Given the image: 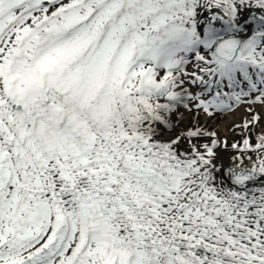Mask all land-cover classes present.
<instances>
[{"label":"snow or ice","instance_id":"1","mask_svg":"<svg viewBox=\"0 0 264 264\" xmlns=\"http://www.w3.org/2000/svg\"><path fill=\"white\" fill-rule=\"evenodd\" d=\"M262 120L264 0H0V264H264Z\"/></svg>","mask_w":264,"mask_h":264},{"label":"rangeland","instance_id":"2","mask_svg":"<svg viewBox=\"0 0 264 264\" xmlns=\"http://www.w3.org/2000/svg\"><path fill=\"white\" fill-rule=\"evenodd\" d=\"M239 112H241V113L238 115V117L234 116L232 118V116H231L232 120L230 121V123H227V119H228V116L230 115V113L224 115L223 120L220 123H217V128H218L217 130L219 132H224L227 139H229V138L232 139L233 136H235V134L237 132H239V130L229 131V127L234 123H240L242 118L249 116V114L246 112V110L244 108L239 109ZM188 116H191V115L186 114V118H188ZM204 120L206 121L207 119L204 117ZM207 121L214 122V119L207 120ZM262 126H264V120H262ZM257 129L260 130V128H257ZM228 154L229 153H224V155H228Z\"/></svg>","mask_w":264,"mask_h":264},{"label":"bare ground","instance_id":"3","mask_svg":"<svg viewBox=\"0 0 264 264\" xmlns=\"http://www.w3.org/2000/svg\"><path fill=\"white\" fill-rule=\"evenodd\" d=\"M241 112H239V110H237L235 113H232L228 116V119H227V123H230V121L232 120L231 119V116L232 118L235 116V117H238V115L240 114Z\"/></svg>","mask_w":264,"mask_h":264},{"label":"trees","instance_id":"4","mask_svg":"<svg viewBox=\"0 0 264 264\" xmlns=\"http://www.w3.org/2000/svg\"><path fill=\"white\" fill-rule=\"evenodd\" d=\"M200 122L203 123L201 117H200ZM211 127H214V125H211ZM218 134H219L220 136H222V133H218ZM238 139H240V137H238ZM238 139H237V140H238ZM229 143H230V142H229Z\"/></svg>","mask_w":264,"mask_h":264}]
</instances>
